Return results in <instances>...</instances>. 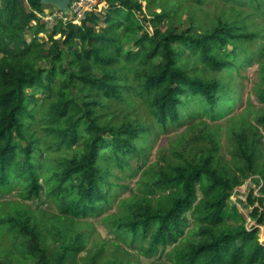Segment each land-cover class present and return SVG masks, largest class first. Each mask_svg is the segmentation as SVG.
Wrapping results in <instances>:
<instances>
[{"label":"trees","instance_id":"1","mask_svg":"<svg viewBox=\"0 0 264 264\" xmlns=\"http://www.w3.org/2000/svg\"><path fill=\"white\" fill-rule=\"evenodd\" d=\"M99 1L79 24L49 26L53 6L0 0V198H20L0 201V264H75L84 249L80 263L109 264L97 258L105 241L89 248L90 216L129 243L147 238L145 254L177 242L174 264H264L259 227L225 214L247 178L264 192L249 119L264 113L250 103L228 118L231 167L210 124L239 105L253 63L264 102V0ZM182 125L172 156L149 164L156 141ZM196 134L202 146L185 152ZM42 196L56 209L47 219L23 203ZM256 200L251 190L249 216L264 224Z\"/></svg>","mask_w":264,"mask_h":264},{"label":"rangeland","instance_id":"2","mask_svg":"<svg viewBox=\"0 0 264 264\" xmlns=\"http://www.w3.org/2000/svg\"><path fill=\"white\" fill-rule=\"evenodd\" d=\"M158 10L159 8H157V11ZM38 37L42 41H48L47 35L46 33H44V31L39 32ZM56 37H58V35H56ZM47 44L50 45V42L48 41ZM256 68L257 63H253L251 65H248L246 69L242 70V73L245 75V77L242 78V82H240L241 104L239 103L237 107H235L232 111L226 114L223 118L212 120L210 122L211 125L222 127L223 131L219 132L221 136L218 155L219 162L227 166L230 165L228 164V162H230V155L228 152L229 139L226 135L228 118L236 115L237 113H241L245 107L250 105V103L252 104V109L254 111L260 110V112L264 113V102H261L255 95V87L259 86L260 84V79L256 72ZM249 119H252L251 122L253 127H255L260 134V143L257 152V160L259 162L261 159H264V123L262 121L251 118V116L249 117ZM183 126L184 125H182L181 128H176L175 130L170 131L166 137L165 135H163L162 137L160 136L161 138H159L153 146L154 149L152 155L150 156L149 164L161 166L163 163V156H172V153L170 152L169 148L172 144V141L177 138L176 135L179 134L178 132L182 128H184ZM203 141V137L200 134L190 136L186 141L187 144L184 151L187 153H189L190 151L191 154L194 153L197 149L202 146ZM179 150L182 151L181 149ZM229 167H231V165ZM256 176L257 175L247 178L243 184L237 185L233 188L229 196L228 209L226 210L225 214L229 216V219H231L233 222H236V219L240 221L241 218H245L246 225L248 227L254 224L257 225L260 229L259 241L264 244V224H257L256 220L252 219L249 216V212L252 210V206L248 202V195L250 191H253L254 196L264 198V192L260 191L262 184L261 182L259 184L256 182ZM124 181L127 182L131 188L134 186V179H125ZM128 194V190H125L123 192L124 196ZM1 200L4 202H18L20 198L18 197V194L16 192H11L7 195L1 196L0 201ZM23 203L26 208L28 207L30 209H34L36 211V214H39L40 216L44 215V219H47L49 215L56 211L55 207L51 203L47 202V199L44 196H42L40 199H33L25 201ZM232 204H234L236 207H231ZM254 205L259 206L260 210L264 211V201L260 202L256 200ZM114 209L115 206H113L112 210ZM86 220L90 223V227L93 228L89 248L93 247L92 240H95L97 242L105 241V251L103 252V254H101V256L97 257L101 259L102 263L105 262L109 264H174V260L172 258V251L175 248L177 242L170 241L167 243V245L158 244L155 246V250L153 252L145 254V252L141 251V249L145 247L147 249V246L149 244L147 238H137L138 240L129 243L127 240L124 241L120 237H115L114 234L107 232V229L105 228L104 224L101 223V220L98 219V217L95 218L94 216H90ZM89 225L87 224V226ZM189 228L190 225H187L185 227V230L187 231ZM6 246L10 250L13 249L11 245ZM86 251L87 249H84L77 255H72L73 258H71L70 261L75 262V264H82L80 263L81 260H85L89 254ZM16 255L18 254L16 253Z\"/></svg>","mask_w":264,"mask_h":264},{"label":"built area","instance_id":"3","mask_svg":"<svg viewBox=\"0 0 264 264\" xmlns=\"http://www.w3.org/2000/svg\"><path fill=\"white\" fill-rule=\"evenodd\" d=\"M105 7L104 1L99 0H71L70 2V15H64L62 11L57 9L52 12L48 11V14L44 17L48 21L49 26L54 24L57 20L72 21L79 24L82 19L85 18L87 12L101 11Z\"/></svg>","mask_w":264,"mask_h":264},{"label":"water","instance_id":"4","mask_svg":"<svg viewBox=\"0 0 264 264\" xmlns=\"http://www.w3.org/2000/svg\"><path fill=\"white\" fill-rule=\"evenodd\" d=\"M45 5H51L64 15H70V2L71 0H41Z\"/></svg>","mask_w":264,"mask_h":264},{"label":"bare ground","instance_id":"5","mask_svg":"<svg viewBox=\"0 0 264 264\" xmlns=\"http://www.w3.org/2000/svg\"><path fill=\"white\" fill-rule=\"evenodd\" d=\"M187 15V14H186ZM15 256V255H14ZM25 259V258H24Z\"/></svg>","mask_w":264,"mask_h":264}]
</instances>
